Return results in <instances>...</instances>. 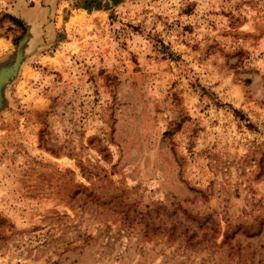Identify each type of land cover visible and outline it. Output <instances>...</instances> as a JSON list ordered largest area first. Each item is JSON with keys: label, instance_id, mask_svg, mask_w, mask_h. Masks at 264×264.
<instances>
[{"label": "rangeland", "instance_id": "1", "mask_svg": "<svg viewBox=\"0 0 264 264\" xmlns=\"http://www.w3.org/2000/svg\"><path fill=\"white\" fill-rule=\"evenodd\" d=\"M27 23L0 264H264V0H0V66Z\"/></svg>", "mask_w": 264, "mask_h": 264}, {"label": "water", "instance_id": "2", "mask_svg": "<svg viewBox=\"0 0 264 264\" xmlns=\"http://www.w3.org/2000/svg\"><path fill=\"white\" fill-rule=\"evenodd\" d=\"M27 32L20 40L11 58L0 66V110L4 104L6 87L16 78L25 60L28 44L31 40V24L27 23Z\"/></svg>", "mask_w": 264, "mask_h": 264}, {"label": "trees", "instance_id": "3", "mask_svg": "<svg viewBox=\"0 0 264 264\" xmlns=\"http://www.w3.org/2000/svg\"><path fill=\"white\" fill-rule=\"evenodd\" d=\"M12 18H13V17H12ZM15 21H17L18 23H21V22H19V21H18V20H16V19H15Z\"/></svg>", "mask_w": 264, "mask_h": 264}]
</instances>
